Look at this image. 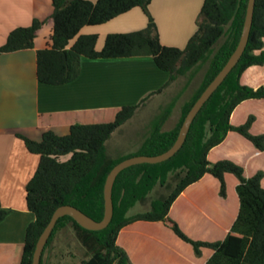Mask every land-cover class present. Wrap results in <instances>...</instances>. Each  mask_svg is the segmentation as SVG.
<instances>
[{"label": "trees", "instance_id": "16d2710c", "mask_svg": "<svg viewBox=\"0 0 264 264\" xmlns=\"http://www.w3.org/2000/svg\"><path fill=\"white\" fill-rule=\"evenodd\" d=\"M50 1L52 30L49 44L36 52V76L40 84L62 86L72 82L79 76L82 57L96 60L148 56L159 70L167 73L168 79L139 104L122 107L110 122L74 124L64 136L46 131L40 141L17 135L27 151L39 157L38 166L25 187L26 208L34 221L26 228L19 264H32L36 243L57 208L72 206L93 220L101 221L103 189L111 169L129 157L160 155L174 144L188 111L235 50L248 2L203 0L196 31L185 47L179 49L161 44L157 25L149 12L152 0ZM134 8L141 9L146 16L144 29L108 34L100 50L96 49V34H80L84 27L105 24ZM42 25V21L34 19L30 26L12 30L0 46V55L33 48L36 33ZM223 36H226L224 42L214 51ZM263 40L264 0H256L249 40L241 59L199 111L181 149L167 161L135 165L119 173L112 189L113 216L105 229L86 230L71 217H61L45 245L40 264L52 238L65 226L71 227L85 252L79 264H132L116 240L123 228L136 222L162 223L180 240L190 244L196 257L201 256L202 249L211 250L213 253L205 264H264L263 173L257 172L246 178L241 166L227 160L210 163L207 158L210 150L220 145L229 132L239 134L258 151H264V135L250 133L254 116H249L238 126L230 123L231 114L242 102L264 100L263 87L254 89L240 83L247 69L264 65ZM210 55L202 84L184 105L175 128L168 132L161 130L170 114L169 106L153 123L150 135L136 153L110 159L105 148L110 136L150 97L192 72ZM206 174L219 182L221 198L227 196L225 175L231 174L238 181L235 189L239 199L237 217L225 238L216 242L190 239L169 217V209L177 197ZM157 185L172 188L167 196L149 199ZM147 201L148 208L144 212L131 213L136 204ZM7 214L0 206V222Z\"/></svg>", "mask_w": 264, "mask_h": 264}, {"label": "crops", "instance_id": "0c3cea01", "mask_svg": "<svg viewBox=\"0 0 264 264\" xmlns=\"http://www.w3.org/2000/svg\"><path fill=\"white\" fill-rule=\"evenodd\" d=\"M202 3L203 0H152L149 12L157 25L161 44L184 48L196 31ZM51 13L50 0H0V46L15 28L28 27L34 19L43 22L33 48L0 55V206L8 212L0 222V264H19L26 228L34 221L26 208L25 187L39 157L28 152L17 135L40 141L46 131L64 136L74 124L110 122L122 107L139 104L168 79L167 73L159 70L148 56L96 60L82 57L79 76L72 82L62 86L40 84L36 76V52L49 44ZM146 24L142 10L134 8L105 24L90 26L96 29L84 30V27L80 34H96L100 40L108 34L144 29ZM100 42L96 47L103 45ZM175 82L153 97L160 99ZM240 83L254 89L264 88V65L247 69ZM138 112L139 109L110 138L136 118ZM249 116L255 117L250 133L264 135V100L242 102L231 114L230 123L241 125ZM170 118L169 114L163 132L174 129L179 121ZM145 139L135 151L117 158L136 153ZM207 158L210 163L227 160L241 166L246 178L262 172L264 188V151H258L239 134L229 132ZM213 179L204 175L187 187L169 209V217L194 241L223 240L238 214L237 179L225 175L226 198L219 196V182ZM209 185L214 186L212 192ZM70 232L71 227L65 226L60 228L59 235ZM116 244L132 264H205L213 253L202 249L201 256L196 257L190 244L158 222H136L123 228Z\"/></svg>", "mask_w": 264, "mask_h": 264}, {"label": "rangeland", "instance_id": "374dc122", "mask_svg": "<svg viewBox=\"0 0 264 264\" xmlns=\"http://www.w3.org/2000/svg\"><path fill=\"white\" fill-rule=\"evenodd\" d=\"M94 3V2H93ZM96 29V27H86L84 30ZM226 36H223L218 43L214 46V51L224 42ZM100 45L104 43V39L101 37ZM99 38L97 45L99 43ZM103 40V41H102ZM264 43V40H263ZM101 47H96L100 50ZM211 55L209 58L201 62L192 72L181 76L175 82L173 88H169L160 99L150 97L141 107L139 112L131 122L122 127L116 134L108 140L107 154L110 159H116L117 157L126 154L127 152L135 151V148L149 136L152 131L153 123L155 119L162 115L164 110L170 106V121L173 119L178 121L181 117V112L184 105L191 100L197 90L200 88L205 72L208 69ZM249 107V106H247ZM255 107V106H252ZM245 110L248 108H244ZM243 109V110H244ZM239 116H236L238 118ZM172 120V121H173ZM174 121V122H175ZM214 180V179H213ZM211 181V180H209ZM215 183L217 181L214 180ZM172 186L166 189V187L160 188L155 186L152 193L149 195V199L158 198V196H167ZM209 189L212 192L214 190L213 185H209ZM149 201L145 203H138L131 209V213L144 212L148 206ZM60 229L56 232L44 252L42 264H79L84 258V250L76 241L73 232L70 234H59Z\"/></svg>", "mask_w": 264, "mask_h": 264}, {"label": "water", "instance_id": "95a60500", "mask_svg": "<svg viewBox=\"0 0 264 264\" xmlns=\"http://www.w3.org/2000/svg\"><path fill=\"white\" fill-rule=\"evenodd\" d=\"M255 2L256 0H248L241 35L235 50L233 51V53L231 54L225 65L222 67V69L218 72V74L214 77V79L208 84V86L204 89V91L195 101L191 109L188 111L187 115L185 116L180 126L174 144L167 151H165L160 155L157 156L138 155V156L129 157L119 162L111 169V171L106 177L104 189H103L104 214L101 221L93 220L92 218L88 217L83 212L72 206H61L57 208L36 243L32 258V264H40V260L45 245L57 221L61 217L64 216L71 217L79 226H81L86 230L100 231L105 229L111 222L113 216L112 189L119 173L131 166L140 165V164H158L167 161L181 149V147L183 146L186 140L187 134L195 117L202 109L204 104L211 97V95L218 89V87L222 84V82L225 80L227 75L232 71V69L237 65V63L241 59L246 49L249 40L250 31L252 28Z\"/></svg>", "mask_w": 264, "mask_h": 264}]
</instances>
